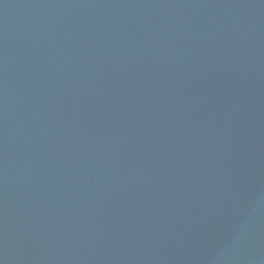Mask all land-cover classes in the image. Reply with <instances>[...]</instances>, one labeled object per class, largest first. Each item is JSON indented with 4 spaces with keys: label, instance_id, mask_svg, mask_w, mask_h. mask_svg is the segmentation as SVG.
Listing matches in <instances>:
<instances>
[{
    "label": "water",
    "instance_id": "1",
    "mask_svg": "<svg viewBox=\"0 0 264 264\" xmlns=\"http://www.w3.org/2000/svg\"><path fill=\"white\" fill-rule=\"evenodd\" d=\"M0 264H264V0H0Z\"/></svg>",
    "mask_w": 264,
    "mask_h": 264
}]
</instances>
